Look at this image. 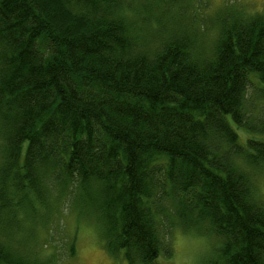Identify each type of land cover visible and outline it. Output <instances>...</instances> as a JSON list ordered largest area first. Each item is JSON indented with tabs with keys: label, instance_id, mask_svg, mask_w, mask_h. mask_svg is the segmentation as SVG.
Here are the masks:
<instances>
[{
	"label": "trees",
	"instance_id": "obj_1",
	"mask_svg": "<svg viewBox=\"0 0 264 264\" xmlns=\"http://www.w3.org/2000/svg\"><path fill=\"white\" fill-rule=\"evenodd\" d=\"M207 1L0 0V264H48L21 217L68 204L130 264L204 224L225 264H264V15L218 13L211 49L178 21Z\"/></svg>",
	"mask_w": 264,
	"mask_h": 264
},
{
	"label": "rangeland",
	"instance_id": "obj_2",
	"mask_svg": "<svg viewBox=\"0 0 264 264\" xmlns=\"http://www.w3.org/2000/svg\"><path fill=\"white\" fill-rule=\"evenodd\" d=\"M203 5L195 3L178 21L181 25L180 31L189 33L192 32L190 29L195 22L199 32L208 37L206 41L211 49L218 34L215 21L218 13L236 12L244 18L264 15V0H208ZM225 18L227 14L222 19ZM237 134L240 142L246 145L250 134L244 129H238ZM26 147L27 145L24 146V151ZM253 184L257 196L264 201V169L260 172L256 170ZM79 214L78 210L69 204L61 206L57 213L53 211L47 226L40 224L38 220L31 222L26 215H22L23 228H20L21 231L17 235L18 240L28 242L27 231H31L36 225L33 231L36 240L33 239V243L28 245L29 253L25 260L28 263L29 260L34 262L37 257L43 261L49 260L48 264H130L123 255L113 257L108 252L101 222L95 218L91 208L84 214V219H81ZM170 232L167 237L172 248L170 256L162 254L153 264H225L221 254L222 240L209 225L189 229L176 225ZM72 245L75 248L73 257L69 256ZM22 254L25 255V252Z\"/></svg>",
	"mask_w": 264,
	"mask_h": 264
}]
</instances>
